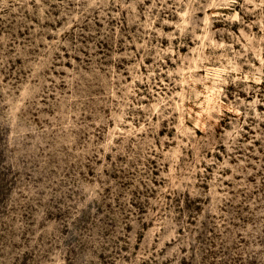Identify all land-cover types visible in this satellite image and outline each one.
I'll list each match as a JSON object with an SVG mask.
<instances>
[{"label":"rangeland","instance_id":"rangeland-1","mask_svg":"<svg viewBox=\"0 0 264 264\" xmlns=\"http://www.w3.org/2000/svg\"><path fill=\"white\" fill-rule=\"evenodd\" d=\"M0 264H264V0H0Z\"/></svg>","mask_w":264,"mask_h":264}]
</instances>
